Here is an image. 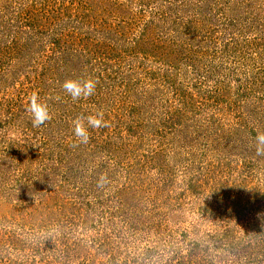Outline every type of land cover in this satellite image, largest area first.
<instances>
[{
  "label": "rangeland",
  "instance_id": "rangeland-1",
  "mask_svg": "<svg viewBox=\"0 0 264 264\" xmlns=\"http://www.w3.org/2000/svg\"><path fill=\"white\" fill-rule=\"evenodd\" d=\"M0 264H264V0H0Z\"/></svg>",
  "mask_w": 264,
  "mask_h": 264
}]
</instances>
